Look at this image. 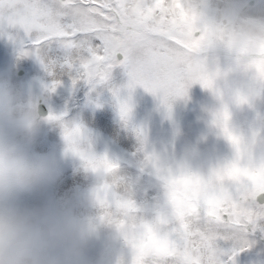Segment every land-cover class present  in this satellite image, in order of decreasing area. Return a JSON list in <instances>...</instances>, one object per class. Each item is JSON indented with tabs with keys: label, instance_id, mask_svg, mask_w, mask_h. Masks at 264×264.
<instances>
[{
	"label": "clouds",
	"instance_id": "obj_1",
	"mask_svg": "<svg viewBox=\"0 0 264 264\" xmlns=\"http://www.w3.org/2000/svg\"><path fill=\"white\" fill-rule=\"evenodd\" d=\"M166 7L199 41L205 87L225 102L264 97V7L250 0H168ZM44 126L59 130L60 143L38 153ZM100 143L82 124L43 117L32 93L21 96L0 78V264H180L179 229L199 218L193 208L202 214L237 185H264V152L243 142L222 166H208L198 144L177 156L141 139L127 157ZM66 163L87 186L58 196ZM248 172L260 174L256 183ZM145 175L154 202L144 199Z\"/></svg>",
	"mask_w": 264,
	"mask_h": 264
},
{
	"label": "rangeland",
	"instance_id": "obj_2",
	"mask_svg": "<svg viewBox=\"0 0 264 264\" xmlns=\"http://www.w3.org/2000/svg\"><path fill=\"white\" fill-rule=\"evenodd\" d=\"M251 1L254 6L264 7V0ZM27 49L31 50L30 43ZM68 51L60 40L53 39L38 54L22 55L18 43L0 34V78L8 79L21 96L32 93L38 107L42 101L48 111L46 117L62 115L98 134L99 150L107 145L111 151L131 157L137 154L143 139L145 146L157 153L178 156L198 144L206 154L208 166H222L237 151L223 131L221 118L227 111L230 131L249 145L254 154L264 152V97L225 102L200 80H187L183 94L169 96L166 103L163 93L154 94L133 84L129 70L122 64L113 67L106 79L90 78L80 67L81 57L87 53L80 51L69 62ZM118 59L123 60V55L118 54ZM124 105L130 111H122ZM59 143V130L44 126L33 148L38 153H48ZM128 171L135 174V169ZM246 175L253 183L260 178L259 173ZM142 184L144 199L154 202L157 191L147 175L142 177ZM86 186L84 175L75 174L72 164L66 163L55 193L63 196ZM30 203L41 201L32 199ZM210 205L205 212L215 211L223 202ZM247 238L249 247L237 255L235 264H264V232L257 230ZM220 246L230 249L232 242L220 241Z\"/></svg>",
	"mask_w": 264,
	"mask_h": 264
},
{
	"label": "snow or ice",
	"instance_id": "obj_3",
	"mask_svg": "<svg viewBox=\"0 0 264 264\" xmlns=\"http://www.w3.org/2000/svg\"><path fill=\"white\" fill-rule=\"evenodd\" d=\"M169 12L165 0H0V34L18 43L22 55L38 54L58 39L65 48L87 53L80 61L86 76L103 80L122 64L133 84L167 99L183 94L187 80L204 82L199 41L182 31ZM228 119L225 111L223 131L239 152L242 141L230 131ZM261 196L264 185H237L215 211L198 210L199 218L179 229L180 264H235L249 247L248 235L264 232ZM220 241H231L232 247L222 248Z\"/></svg>",
	"mask_w": 264,
	"mask_h": 264
},
{
	"label": "water",
	"instance_id": "obj_4",
	"mask_svg": "<svg viewBox=\"0 0 264 264\" xmlns=\"http://www.w3.org/2000/svg\"><path fill=\"white\" fill-rule=\"evenodd\" d=\"M119 58H121V56L119 55ZM39 112H40V114L44 117V116H47V113H48V111H47V109H46V106H45V104H43L42 103V101H40V104H39ZM259 202L260 203H264V196H261L260 198H259Z\"/></svg>",
	"mask_w": 264,
	"mask_h": 264
},
{
	"label": "bare ground",
	"instance_id": "obj_5",
	"mask_svg": "<svg viewBox=\"0 0 264 264\" xmlns=\"http://www.w3.org/2000/svg\"><path fill=\"white\" fill-rule=\"evenodd\" d=\"M80 54V50L76 49V48H72V49H69V51L67 52V56L69 58V62H72L74 61L77 56ZM57 67V66H56ZM55 67V68H56Z\"/></svg>",
	"mask_w": 264,
	"mask_h": 264
}]
</instances>
